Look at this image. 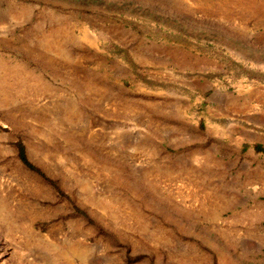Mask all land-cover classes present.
Listing matches in <instances>:
<instances>
[{
    "label": "rangeland",
    "instance_id": "rangeland-1",
    "mask_svg": "<svg viewBox=\"0 0 264 264\" xmlns=\"http://www.w3.org/2000/svg\"><path fill=\"white\" fill-rule=\"evenodd\" d=\"M0 264H264V0H0Z\"/></svg>",
    "mask_w": 264,
    "mask_h": 264
},
{
    "label": "crops",
    "instance_id": "crops-1",
    "mask_svg": "<svg viewBox=\"0 0 264 264\" xmlns=\"http://www.w3.org/2000/svg\"><path fill=\"white\" fill-rule=\"evenodd\" d=\"M227 187V186H226ZM222 188H224V186L222 185ZM228 189H230V187L228 188ZM225 193H227V196H231V194L230 193H228V191L227 192H225Z\"/></svg>",
    "mask_w": 264,
    "mask_h": 264
},
{
    "label": "bare ground",
    "instance_id": "bare-ground-1",
    "mask_svg": "<svg viewBox=\"0 0 264 264\" xmlns=\"http://www.w3.org/2000/svg\"><path fill=\"white\" fill-rule=\"evenodd\" d=\"M73 249V248H72ZM78 250V249H77ZM80 251V250H79Z\"/></svg>",
    "mask_w": 264,
    "mask_h": 264
}]
</instances>
